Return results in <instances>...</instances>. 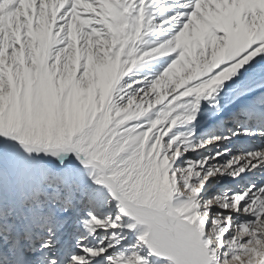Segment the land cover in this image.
<instances>
[{"label": "snow or ice", "instance_id": "obj_1", "mask_svg": "<svg viewBox=\"0 0 264 264\" xmlns=\"http://www.w3.org/2000/svg\"><path fill=\"white\" fill-rule=\"evenodd\" d=\"M0 264H264V0H0Z\"/></svg>", "mask_w": 264, "mask_h": 264}]
</instances>
